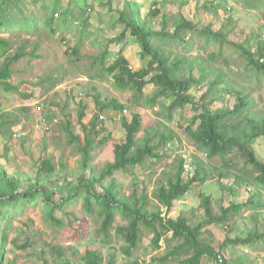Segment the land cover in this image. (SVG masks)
I'll return each instance as SVG.
<instances>
[{"label": "trees", "instance_id": "16d2710c", "mask_svg": "<svg viewBox=\"0 0 264 264\" xmlns=\"http://www.w3.org/2000/svg\"><path fill=\"white\" fill-rule=\"evenodd\" d=\"M20 1L23 0H0V3L9 6ZM51 1V5L44 4L43 6L49 11V15L42 22L38 20V17L23 14L20 19L17 18L19 24H5L4 20L0 19V29L6 32L19 30L33 32L37 29L36 27L40 26L54 32L56 29L53 25L55 17L58 16L60 0ZM76 1H78L81 15L83 12L91 13L95 1L102 5L106 4L113 18L112 25H121L120 32L110 41L119 42L122 47L126 40L138 45L137 58L140 66L135 70L131 68L128 59L124 56L122 47L114 53L111 59L109 58L111 51L105 48L94 61L104 72L112 75L118 88L130 90L127 102L137 107H141L142 103L147 107H154L160 103L161 98L167 99L168 102L163 104L166 121L174 119L175 111L192 113L183 131L197 151L205 154V157L209 159L214 157L222 159L225 170L233 168L232 163L226 160L228 156L239 155L244 159V163L251 166L247 173L245 170H241V173L232 171L233 182L228 184L221 182L220 179L227 178L230 173L219 171L220 187L232 196H236L242 185H245L249 196L244 201H231L228 206L221 207V212L217 214L212 205V197L200 190V186L211 178V175L207 162L197 154L192 156L190 162H187L186 158L181 155L178 157L174 166L175 172L168 173L166 182L158 184L155 197L166 208L165 213H167L174 201L178 202L193 189L199 188V208L203 211V220L192 222L186 214L180 213L176 217H170L163 215L160 209L149 210L146 193L142 191L138 194L135 188L130 194H122L121 187L115 183L113 178L114 173L118 170L125 171L128 168L135 171L143 167L147 159L153 161L160 158L163 154L158 152L159 149L175 139L177 135L168 126L160 131L157 124L154 130L147 128L146 133L138 137L137 134L143 122L142 114L133 112L129 119L121 115L120 122L124 130V138L114 142L113 160L107 161L95 173L92 161L94 160L95 137L98 134L96 131L97 129L102 130L104 123L99 116L105 110L122 114L125 109V104L118 99L104 98L101 101L100 93H96L93 101L98 111L93 114L88 124L82 122V118L86 116V103L81 102L76 113V122L83 131L82 140L79 134H74L70 129V121L65 120L59 123L60 129L67 135L68 142H75L76 150L81 154L78 164L80 173L75 179L58 171L52 157L49 156L41 158L33 175L24 172L8 173L0 162V264L11 263L6 256L8 251L6 245L12 230L21 232L20 227L13 225V218L25 206L40 203L47 223L60 228L64 227V222L54 213L62 210L67 216L68 225L72 221L77 223L73 225L74 232L71 237L74 238L81 231L78 226L80 220L72 212H65L64 207L79 199L82 201V208L87 216L95 214L100 218L96 234L102 235V242L106 246H110V230L114 229V234L121 240L120 255L126 257L127 260L122 261L121 264L139 262V259L133 258L132 255L141 243L144 229H148L152 234L150 242L155 249L160 248V241L163 238L168 242L177 240V243L163 255L151 257V261L158 264H165L170 258H179L178 264H202L205 259L218 264L217 256L221 255L224 262V258L227 259L225 254L229 252L230 245H246L252 249L242 250L244 259L238 255L235 260L231 258L233 264H256L251 253L264 252V226L261 228L259 225V218L264 212V196L261 192L264 190V160L259 158L255 148L256 141L264 138V112H256L252 109L263 100L259 95V91L264 87V46L262 42L255 50H252L248 40L244 42L231 40L230 30L224 26L214 29L211 22H198L202 23L198 24L187 19L182 13L170 20L160 7H156L158 1L155 0L144 16H141L142 4L138 0H91V3H87L88 0L86 2L85 0ZM254 1V3L250 0L244 3L248 7L258 5L264 7V0H258L257 3V0ZM187 2L188 0H182L180 6ZM218 6L221 5L216 4L214 0H206L202 3V9L211 12L217 11ZM63 10L61 13L67 17V20L71 16L84 22L88 17H76L68 7ZM156 19H159L157 27L154 26ZM227 20H230V15L227 16ZM64 24H67L66 20L60 26H56L61 28ZM27 41V39L23 40L18 48L12 51L14 47L12 37H0V91H16L17 86L9 81L12 75L11 64L25 55H35L36 47H33L30 52L26 50ZM195 41H201L199 46L204 50L216 45V51L209 52L206 58L201 53L194 56L187 55L184 51L182 54L171 56L172 48L176 45L187 48ZM228 49L236 52L237 57L244 64L247 74L241 81L243 84L230 78L221 66V63H227L225 55H228L226 54ZM65 53L79 56V48L68 47ZM218 60L222 62L217 64ZM244 83H252V86ZM147 84L154 86V91L150 94L144 93V87ZM202 85L205 89L199 97H195L190 89L193 86L201 88ZM231 95H234L235 101L232 105L226 106L227 97ZM216 102L223 103V106L213 109L212 105ZM19 110L23 115L30 117L31 112L28 106L21 107ZM37 110L43 111L35 106L31 109L33 115L42 114L45 120L54 119L51 110L43 113ZM12 115L11 112L0 113V135L7 137L8 140L14 132L12 127L21 120L19 114L11 117ZM22 128L26 129V125L23 124ZM108 137L102 138L99 143L105 142ZM27 139L26 136H22L21 145ZM138 172L140 171L136 173ZM73 173L76 175L75 172ZM242 174H246L250 181L245 180ZM106 178L109 180L105 182ZM59 179L62 182L56 183ZM249 183L253 187L248 186ZM242 209L253 211L254 222L252 229L244 236L225 238L222 242L215 238H204L201 230L206 224L227 222L232 215H238ZM116 216L121 217L124 224H116ZM11 241L15 248L26 249L31 245L27 237L20 245L17 242L18 237ZM216 246L220 250H215ZM91 247L87 246L80 250L77 245L55 243L48 244L49 251L47 252L53 264H118L115 252L110 251L104 258L98 249ZM41 252L43 264H47V259L43 258L46 250L43 248ZM228 261L224 263L229 264Z\"/></svg>", "mask_w": 264, "mask_h": 264}, {"label": "rangeland", "instance_id": "374dc122", "mask_svg": "<svg viewBox=\"0 0 264 264\" xmlns=\"http://www.w3.org/2000/svg\"><path fill=\"white\" fill-rule=\"evenodd\" d=\"M138 1L142 4L140 8L141 16H144L148 13L154 0ZM155 1H158L156 7H160L162 12L170 20L175 18L179 13H182L187 19L197 23L211 22L214 29L223 26L228 28L230 30L229 38L231 40L238 42L248 40V44L252 50H255L260 42L264 46V7L262 5L248 7L244 2L249 0H214L216 4H220L221 6L216 8L217 11L211 12L202 9V3L206 0H188L183 6H180L182 0ZM250 1L255 2L254 0ZM87 3H91V0H88ZM44 4L51 5L52 1L23 0L14 4L12 3L9 6L0 3V19L4 20L5 24H19L17 18L20 19V16H23V14H30V16L38 17V20L42 22L49 15V11L43 7ZM65 7H68L76 17H90H87L84 22H81L79 19L76 20L75 17L71 16L67 20V17L61 13ZM228 8H231V10H228ZM107 9L106 4L102 5L95 1L93 2L91 13L86 14L83 12L81 15L78 1L60 0V8L57 10L58 16L55 17L53 25L56 29L54 32L40 26L36 27L37 29L33 32H26L25 30L6 32L2 28L0 29V37H12L14 43L12 51H15L18 45L26 39L28 40L26 43L27 51L30 52L33 47H36L35 55H25L11 64L12 75L9 81L17 86L16 91H0V113L11 112L13 114L11 117L14 114H19L21 120L12 129L15 131L17 128H22V125L25 124L26 129L22 128L21 131L28 138L21 145L22 135L21 137L14 138L13 134H11L9 140L7 137L0 135V162L4 165L7 172H24L28 175H33L41 158L43 156H49L52 157V161L58 171L65 173L69 178L73 177L75 179L80 173L78 164L81 159V154L76 150L75 142H68L67 135L65 131L60 129L59 123L65 120L70 121V129L74 134H79L82 140L83 131L76 122L77 110L81 102L86 103V116L82 118V122L88 124L93 114L98 111L93 101V96L96 93H100L99 99L101 101L104 98L118 99L125 104L127 111L125 113L122 112V114L121 112L111 110L101 112L99 118L104 122L103 129H97L96 131L98 134L95 137V148L93 150L94 160L92 163L95 168V173L107 161L113 160V144L124 138V130L120 122L121 115H125L129 119L133 112L142 114L143 122L137 134L138 137L143 136L147 128L154 130L157 124L160 131L164 130L165 126H168L177 135L175 139L159 149L158 152L163 154L160 158L153 161L147 159L146 164L135 171L132 168H128L125 171L118 170L114 173L113 178L115 183L121 187L122 194H130L134 188L138 194L144 191L147 195V207L149 210L160 209L163 215L170 217H176L180 213L186 214L192 222L203 220V211L199 208L200 190L212 197V205L217 214L221 212V207L228 206L231 201L246 200L249 196V191L245 185H242L236 196H232L227 190L222 189L218 183L219 171H228L230 173L227 178L222 177L220 179L221 182L227 184L233 182V175L231 173H241V170H245L247 173L251 166L244 163V159L241 156L226 157V160L232 163L233 168L225 170L222 159L219 157L210 159L205 157V154L197 151L185 135L183 127L192 116V113L175 111L174 119L166 121L163 104H166L168 100L163 98L154 107H147L143 105L142 101L141 107L132 106L127 102L130 97V90L118 88L114 83L112 75L104 72L97 63L95 64V58L105 48L111 51L109 56L111 59L114 53L122 47L121 43L110 41L111 38L120 32L121 25H112L113 18ZM227 14L230 15V20H227ZM65 20L67 24H64V27L58 28L56 26H60ZM158 21L159 19L155 20V27L158 26ZM123 44L124 56L128 59L131 68L133 70L137 69L140 66L139 59L137 58V52L139 51L138 45L133 41L128 42L127 40ZM200 44L201 41H195L187 48H184L182 45H176L172 48L171 56L174 54H182L184 51L187 55L194 56L201 53L206 58L209 52L216 51V45L209 46L204 50L199 46ZM73 46L79 48V56L65 53L68 47ZM226 54H228L225 55L227 63H221L222 61L218 60L217 64L221 63L223 69L228 73L227 75H230V78L235 82L243 84L241 81L247 74L243 62L237 57L238 54L230 49L226 51ZM244 84L252 86V83ZM204 89L205 86L203 85L201 88L193 86L190 92L195 97H199ZM152 91H154L153 84H147L144 87L145 94H150ZM259 95L263 100L261 103L258 101L259 104L255 105L252 110L264 112V87L259 91ZM227 98L225 102L226 106L232 105L235 101L234 95ZM24 106H28L31 112L30 117L20 113L19 108ZM35 106L43 110L42 112L37 110L40 113L51 110L52 114H54L53 118H57L58 123L51 125L52 119L47 120V123L45 122L43 125L39 123L43 115H33L31 109ZM222 106L223 103L216 102L212 105V108L217 109ZM47 126L49 127L46 128ZM106 136L108 137L107 140L99 143ZM256 142L255 148L257 154L259 158L264 160V138H260ZM194 154L202 156L207 162L211 178L200 186V190L199 188L193 189L178 202L174 201L172 207L165 213L166 208L155 197L156 187L159 183L166 182L168 173L175 172L174 166L180 155L185 157L187 162H190ZM61 164H63L62 167ZM137 171L140 172L136 173ZM241 176L245 180L250 181V178L246 174H242ZM107 180L109 179L106 178L105 182ZM58 182H62V180L59 179L56 183ZM248 186L251 187L252 184ZM261 192L264 196V190ZM64 210L65 212H72L80 220L78 226L81 231L74 238L71 237L74 232L73 225L77 223L72 221L68 225L67 216L62 210H57L54 213L57 218L62 219L64 222V227L61 228L47 223L44 219L43 208L40 203L34 205L29 204L20 213H17L13 218V225L20 227L21 232L14 229L9 234V241L6 245L8 249L6 256L10 260V264H43V259L41 258L43 248L46 250L45 257L43 258L47 259V264H53L47 250L49 251L48 244L55 243L71 246L77 245L80 250H83L87 246H92L91 248L98 249L104 258L112 251L117 255L116 260H118V264L126 260V257L120 255L121 240L114 234V229L110 230V246H106L102 242V235L96 234L100 218L95 216V214L93 216H87L83 211L82 201L80 199L75 203L65 206ZM252 214V210L242 209L238 215H232L227 222L206 224L201 232L204 238H215L220 242L225 238L244 236L254 226ZM116 224H124L121 217L116 216ZM259 225L261 228L264 226V212L259 218ZM167 236L169 238L170 233ZM15 237H18L17 242L19 245L24 243L25 237L28 238L31 245L26 249L15 248L11 241ZM151 237L152 234L148 229L142 230L141 243L138 249L133 251L132 255L133 258L139 259L137 264H158L157 262L151 261V257L159 254L163 255L177 243V240L168 242L163 238L160 241V248L155 249L150 242ZM215 248V250H220L217 246ZM245 249L252 250L246 245H230L229 252L225 249V252L227 251L225 254L227 259L224 258V260H229L228 263L233 264V260L230 259L235 260L237 255L244 259L245 256L242 254V250ZM251 256L255 259L256 264L264 263V252H252ZM178 262L179 258H170L165 264H178ZM224 262L222 264H227ZM202 264H213V261H206L205 259Z\"/></svg>", "mask_w": 264, "mask_h": 264}, {"label": "built area", "instance_id": "2783aa9c", "mask_svg": "<svg viewBox=\"0 0 264 264\" xmlns=\"http://www.w3.org/2000/svg\"><path fill=\"white\" fill-rule=\"evenodd\" d=\"M127 110L126 109H124L122 112L123 113H125ZM47 123V120H45L43 117L40 119V122L39 123H41L42 125L44 124V123ZM58 122V119L57 118H54V119H52V122H51V125H54L55 123H57ZM49 125V124H48ZM49 126H47L46 128H48ZM21 135L22 136H24V132L23 131H21V128H17V130H15L14 131V133H13V137L14 138H17V137H21ZM217 262H218V264H221L222 262H223V259H222V257H221V255H218L217 256Z\"/></svg>", "mask_w": 264, "mask_h": 264}]
</instances>
